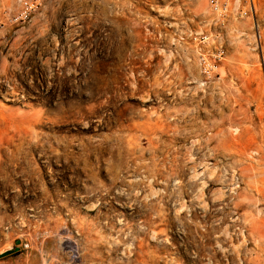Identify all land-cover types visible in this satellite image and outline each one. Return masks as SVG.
I'll return each mask as SVG.
<instances>
[{
    "label": "rangeland",
    "instance_id": "rangeland-1",
    "mask_svg": "<svg viewBox=\"0 0 264 264\" xmlns=\"http://www.w3.org/2000/svg\"><path fill=\"white\" fill-rule=\"evenodd\" d=\"M19 1L0 0V264H264V0L224 21L43 0L16 23Z\"/></svg>",
    "mask_w": 264,
    "mask_h": 264
},
{
    "label": "built area",
    "instance_id": "built-area-1",
    "mask_svg": "<svg viewBox=\"0 0 264 264\" xmlns=\"http://www.w3.org/2000/svg\"><path fill=\"white\" fill-rule=\"evenodd\" d=\"M43 0H20L19 10L13 21L28 22L42 4ZM209 11L220 21L229 17L243 18L254 11L253 0H206Z\"/></svg>",
    "mask_w": 264,
    "mask_h": 264
},
{
    "label": "bare ground",
    "instance_id": "bare-ground-1",
    "mask_svg": "<svg viewBox=\"0 0 264 264\" xmlns=\"http://www.w3.org/2000/svg\"><path fill=\"white\" fill-rule=\"evenodd\" d=\"M132 86H133V85H132ZM200 90H201V89H200ZM202 90H203V89H202ZM198 165H199V164H198ZM207 168H208V167H207ZM205 169H206V168H205ZM201 171H203V170H201ZM200 174H201V173H200ZM203 175H204V174H203ZM196 176H197V174H196ZM196 176H195V177H196ZM195 179H196V178H195ZM198 179H199V178H198ZM202 188H203V187H202ZM152 194H153V193H152ZM144 197H145V196H144ZM198 198H199V197H198ZM88 209H89V210H91V209H92V207H90V206H89V208H88ZM218 245H219V244H218ZM219 248H220V247H219ZM130 254H131V253H130Z\"/></svg>",
    "mask_w": 264,
    "mask_h": 264
},
{
    "label": "water",
    "instance_id": "water-1",
    "mask_svg": "<svg viewBox=\"0 0 264 264\" xmlns=\"http://www.w3.org/2000/svg\"><path fill=\"white\" fill-rule=\"evenodd\" d=\"M5 255H7V253H5V254L1 255V257L5 256Z\"/></svg>",
    "mask_w": 264,
    "mask_h": 264
}]
</instances>
